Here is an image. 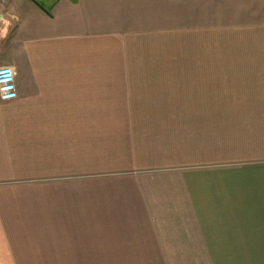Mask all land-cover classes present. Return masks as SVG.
I'll list each match as a JSON object with an SVG mask.
<instances>
[{
  "label": "crops",
  "instance_id": "0c3cea01",
  "mask_svg": "<svg viewBox=\"0 0 264 264\" xmlns=\"http://www.w3.org/2000/svg\"><path fill=\"white\" fill-rule=\"evenodd\" d=\"M45 1L0 32V264H264V41L200 37L264 0Z\"/></svg>",
  "mask_w": 264,
  "mask_h": 264
},
{
  "label": "rangeland",
  "instance_id": "374dc122",
  "mask_svg": "<svg viewBox=\"0 0 264 264\" xmlns=\"http://www.w3.org/2000/svg\"><path fill=\"white\" fill-rule=\"evenodd\" d=\"M38 3L43 6H47L49 2L45 0H37ZM8 2L9 0H5V3H0V32L4 29L6 33H9L12 30L13 21H11L10 17L6 16L8 13ZM238 7V6H237ZM240 12L234 13H217V19H225L226 25L220 26L218 25L220 22H217V26L211 30V28H202L200 27V37L204 36L205 41H215L216 50H242L244 45L252 44V48H256V44H260L264 41V20L256 28H247L241 25L239 20ZM14 20V19H13ZM239 23V25H238ZM254 29V30H253ZM210 30V34H209ZM258 30L259 34L254 35V31ZM252 31V33H251ZM249 38L254 39V41L249 40ZM257 40V41H256ZM256 43V44H254Z\"/></svg>",
  "mask_w": 264,
  "mask_h": 264
},
{
  "label": "built area",
  "instance_id": "2783aa9c",
  "mask_svg": "<svg viewBox=\"0 0 264 264\" xmlns=\"http://www.w3.org/2000/svg\"><path fill=\"white\" fill-rule=\"evenodd\" d=\"M0 3H5V0H0ZM15 73L8 66H0V102L6 103L15 100Z\"/></svg>",
  "mask_w": 264,
  "mask_h": 264
}]
</instances>
